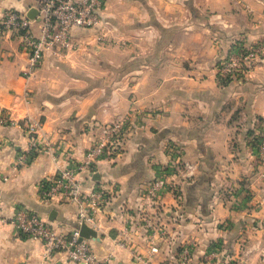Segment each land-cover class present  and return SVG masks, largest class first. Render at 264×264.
Listing matches in <instances>:
<instances>
[{
	"label": "crops",
	"instance_id": "obj_1",
	"mask_svg": "<svg viewBox=\"0 0 264 264\" xmlns=\"http://www.w3.org/2000/svg\"><path fill=\"white\" fill-rule=\"evenodd\" d=\"M33 5L0 0V13ZM101 19V40L98 28H73L72 47L46 52L30 77L19 35L0 38V264H76L16 233L13 208L74 229L76 205L42 199L38 183L83 161L100 125L118 116L127 124L120 154L79 173L84 189L109 198L95 216L98 238H87L94 252L108 264H264V163L254 140L264 126V53L231 81L217 69L235 44L264 45V0H105ZM31 137L40 149L20 163ZM173 147L196 172L169 176L178 188L160 194L152 233L138 216L140 194Z\"/></svg>",
	"mask_w": 264,
	"mask_h": 264
},
{
	"label": "built area",
	"instance_id": "obj_2",
	"mask_svg": "<svg viewBox=\"0 0 264 264\" xmlns=\"http://www.w3.org/2000/svg\"><path fill=\"white\" fill-rule=\"evenodd\" d=\"M105 0H34L33 7L37 13L33 18L15 9H5L0 13V38L16 33L21 39L27 53V64L22 70L25 77L34 75L36 68L42 62L46 52L59 55L72 47V29L75 27L97 28L102 25V11ZM259 53H264L263 44L240 45L233 48L218 61V78L228 82L244 74L252 66ZM6 120L5 116L1 117ZM127 128L126 118L118 116L108 124L100 126L101 136L86 151L85 158L79 163L58 169L49 178L38 183L40 197L44 200H63L76 205L77 226L68 233L54 229L47 221L23 204L13 208L11 222L19 235L41 242L44 254L51 256L56 251H63L76 264H108L92 249L87 238L80 237L79 226L86 223L96 227V213L102 204L108 202L105 191L93 185L84 189L83 180L79 173L92 171V162L99 158H112L120 154L124 144V133ZM29 130L33 132L34 126ZM256 155L264 163V126L257 136ZM26 152L19 156V162L30 160L40 147L31 137ZM196 164L182 158L168 162L159 167L157 174L146 183L141 191L139 219L145 228L154 233L158 228L161 210L160 194L165 190L177 191V186L169 181L170 170L181 172L182 178H192ZM148 210H153L149 213ZM180 216L175 212L173 220ZM125 234V233H124ZM157 250L156 245L151 248ZM186 255L187 249L183 248Z\"/></svg>",
	"mask_w": 264,
	"mask_h": 264
},
{
	"label": "rangeland",
	"instance_id": "obj_3",
	"mask_svg": "<svg viewBox=\"0 0 264 264\" xmlns=\"http://www.w3.org/2000/svg\"><path fill=\"white\" fill-rule=\"evenodd\" d=\"M104 25V24H103ZM99 30H102V33H99L100 35H98L99 37H98V39H102L104 36H105V29H104V27L101 25L100 27H97ZM98 30V31H99ZM252 44V43H251ZM227 54V53H226ZM223 58V57H222ZM113 121V120H112ZM111 122V121H110ZM110 122H105V123H102V124H108V123H110ZM101 124V125H102ZM100 125V126H101ZM100 130V129H99ZM99 133H100V135H99V137L101 136V131H99ZM180 159V158H182V159H184L185 160V158H183L182 157V155H181V152L178 150V149H175V147H173L171 150H170V158H169V163L170 162H174L176 159ZM186 161H188V160H186ZM189 162H191V161H189ZM192 163H194V162H192ZM195 164V163H194ZM195 172H196V169H195ZM169 173H170V175H174V174H178L179 176H181L182 177V175H181V172H179V171H175V170H170L169 171Z\"/></svg>",
	"mask_w": 264,
	"mask_h": 264
},
{
	"label": "water",
	"instance_id": "obj_4",
	"mask_svg": "<svg viewBox=\"0 0 264 264\" xmlns=\"http://www.w3.org/2000/svg\"><path fill=\"white\" fill-rule=\"evenodd\" d=\"M36 13H37L36 9L34 7H32L26 13V16L29 17V18H33ZM79 234H80L81 238L82 237H84V238H89V237L98 238L96 231L92 227L87 225L86 223H82L79 226Z\"/></svg>",
	"mask_w": 264,
	"mask_h": 264
},
{
	"label": "trees",
	"instance_id": "obj_5",
	"mask_svg": "<svg viewBox=\"0 0 264 264\" xmlns=\"http://www.w3.org/2000/svg\"><path fill=\"white\" fill-rule=\"evenodd\" d=\"M257 138H258V137H256V139H254V140H257ZM254 142H256V141H254ZM150 180H151V179H150ZM177 188H178V187H177Z\"/></svg>",
	"mask_w": 264,
	"mask_h": 264
}]
</instances>
